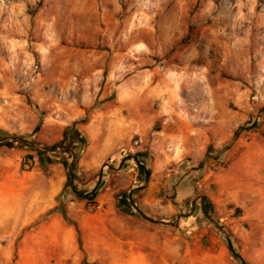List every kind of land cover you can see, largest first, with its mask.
Returning a JSON list of instances; mask_svg holds the SVG:
<instances>
[{"label":"rangeland","instance_id":"1","mask_svg":"<svg viewBox=\"0 0 264 264\" xmlns=\"http://www.w3.org/2000/svg\"><path fill=\"white\" fill-rule=\"evenodd\" d=\"M0 105L36 117L16 168L45 175L37 222L6 225L0 264H240L227 237L264 264V0H0ZM58 143L79 148L95 200L65 190L62 155L42 151ZM138 151L149 178L123 160ZM140 185L163 223L118 209ZM60 203L69 221L49 215Z\"/></svg>","mask_w":264,"mask_h":264},{"label":"crops","instance_id":"2","mask_svg":"<svg viewBox=\"0 0 264 264\" xmlns=\"http://www.w3.org/2000/svg\"><path fill=\"white\" fill-rule=\"evenodd\" d=\"M25 113H16L14 105L11 107L0 105V133L3 137L8 138L5 142L0 140V238L5 232L6 225H26L20 227V230H23L27 225L37 222L35 210L37 189L35 186L37 180L42 181L44 178L45 181V175L35 169L20 171L16 168V145H11L14 137H20L36 123V117L31 118L30 114ZM25 115L28 118L24 120L22 116ZM26 192L31 193L26 206L29 209L33 208V211L29 210L28 213L22 215L17 212V209L21 207V195ZM47 193L49 194L44 190L41 194L47 196ZM29 200L34 204H30Z\"/></svg>","mask_w":264,"mask_h":264},{"label":"trees","instance_id":"3","mask_svg":"<svg viewBox=\"0 0 264 264\" xmlns=\"http://www.w3.org/2000/svg\"><path fill=\"white\" fill-rule=\"evenodd\" d=\"M254 124L256 125V123H254ZM254 124L251 126H247V127H239L235 133L233 140H232V144L240 136L241 132L252 131L255 127ZM69 130L70 129H67L66 132L68 133ZM73 135L77 138L82 137V135L76 130L74 131ZM67 136H68V134H67ZM0 140L5 142L8 140V138L3 137L0 133ZM16 144L25 145V146L30 147L31 149H36V147H38L37 143L28 141V140L21 138V137H14V140L11 143V145H16ZM42 151L47 152V154L57 153V154L62 155L61 160L59 162L62 163L68 170L67 181L65 184V190L67 188H71L76 195L85 196L86 198H88L90 200H95L97 198V196L99 195V189H95L91 192H84L83 190H80L78 188L76 181L78 178L77 170H78V157H79V153H80L79 148L69 147V146H66L64 144L58 143V144H55V145H52L49 147H44V149H42ZM70 158L72 159V161L69 160ZM128 159H133L135 161L136 167L138 168V172H139L141 178H143L144 176H145V178H149L151 176V171L147 167V153L141 151V152H137L135 155H126L123 160L125 161ZM117 160H118V157H116V156L111 157V159H110L111 162H117ZM110 166H112V163L110 164ZM145 190H146L145 185H140L136 189H132L130 191H125V192L120 193L117 197L118 209L121 212H123L124 214L129 215V216L137 217L140 219H145V220L152 221V222H162L163 223L165 220L164 221L163 220L157 221L152 216L148 215V213L145 211V209L141 205L139 198L142 196V194ZM62 195H63V193H62ZM201 208H202V212L209 219L213 220L212 216L215 215V210H214V205H213V203L209 197H207V196L202 197ZM57 212L61 213L67 221L70 220L68 217L67 209L63 203H60L59 205L54 207V209H52L50 211L49 215H51L53 213H57ZM216 225L220 228V230L222 232H224V229L221 226V221H218L216 223ZM76 230L79 234V242L81 244L82 241L80 238V229L78 227H76ZM227 238H228V247L231 251L233 258L236 261H238L240 264H247L245 262V260L242 258V256L235 250L231 239L229 237H227ZM83 264H87L86 261H84Z\"/></svg>","mask_w":264,"mask_h":264}]
</instances>
